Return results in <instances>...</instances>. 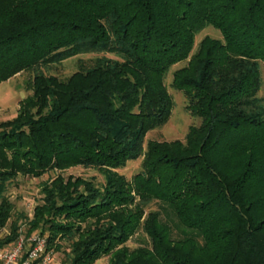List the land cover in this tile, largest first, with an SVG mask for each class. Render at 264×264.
Returning a JSON list of instances; mask_svg holds the SVG:
<instances>
[{
    "label": "trees",
    "instance_id": "16d2710c",
    "mask_svg": "<svg viewBox=\"0 0 264 264\" xmlns=\"http://www.w3.org/2000/svg\"><path fill=\"white\" fill-rule=\"evenodd\" d=\"M209 25L223 39L194 51ZM80 54L97 56L66 79L42 70ZM182 61L172 86L201 123L145 147L170 118L165 78ZM260 62L264 0H0V83L34 72L33 93L0 122V231L13 217L10 181L82 166L104 181L57 175L28 221L27 234L70 241L66 264H264ZM139 158L133 179L117 171ZM153 201L188 233L174 238L160 211H146ZM9 229L0 248L21 223ZM140 230L150 246L130 249Z\"/></svg>",
    "mask_w": 264,
    "mask_h": 264
},
{
    "label": "rangeland",
    "instance_id": "374dc122",
    "mask_svg": "<svg viewBox=\"0 0 264 264\" xmlns=\"http://www.w3.org/2000/svg\"><path fill=\"white\" fill-rule=\"evenodd\" d=\"M206 36L223 39L221 32L209 25L196 35L194 51L199 42ZM96 56V54H80L42 70L48 75H55L61 79H66L74 72L91 65ZM184 65H186L184 61L173 65L165 78L166 86L173 101L172 112L170 118L165 124L147 133L144 142L145 147L150 140H185L190 126L200 125L201 123V118L193 116L187 109L188 101L185 94L182 91L176 90L172 86L174 71ZM260 66L263 86L258 96L264 99V62H260ZM33 77L34 72L26 70L18 73L8 81L0 83V122L12 119L18 114V110L24 98L33 93ZM141 170L142 158H139L137 160L129 161L125 167L118 169L117 171L120 174H123L128 180H131L134 175ZM59 174L65 177L72 175L85 178H95L96 182L104 181V176L99 170L82 166L72 167L65 171L50 170L41 177L20 174L9 182L5 194L14 204L12 219H16L21 223L26 234L29 228L28 221L34 215V208L42 202L44 196L42 193L43 183L55 178ZM153 210L160 211L162 219L171 225L174 238H181L185 233H188L189 230L178 224L177 219L165 204L153 201L146 207V211L149 212ZM12 219L9 221L8 225L0 231V236H4L8 233ZM33 232H41L45 235L47 240V250L53 254L54 264H66L67 253L70 251L71 244L69 240H60L58 238L54 244H50L48 242L50 235L49 232L43 233L40 229H36L30 234ZM59 243L62 245V249L58 251L56 245ZM126 245L129 246L130 249H135L139 246H150V239L143 230H140L130 238ZM50 247L51 249H49ZM109 259V255H104L93 264H109Z\"/></svg>",
    "mask_w": 264,
    "mask_h": 264
},
{
    "label": "built area",
    "instance_id": "2783aa9c",
    "mask_svg": "<svg viewBox=\"0 0 264 264\" xmlns=\"http://www.w3.org/2000/svg\"><path fill=\"white\" fill-rule=\"evenodd\" d=\"M0 264H54V257L44 234L27 235L21 226L19 237L0 248Z\"/></svg>",
    "mask_w": 264,
    "mask_h": 264
}]
</instances>
